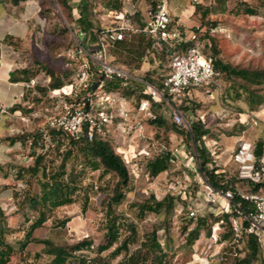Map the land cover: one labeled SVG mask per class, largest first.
I'll return each mask as SVG.
<instances>
[{
  "label": "rangeland",
  "instance_id": "374dc122",
  "mask_svg": "<svg viewBox=\"0 0 264 264\" xmlns=\"http://www.w3.org/2000/svg\"><path fill=\"white\" fill-rule=\"evenodd\" d=\"M36 1L40 24L32 27L27 38L18 43V61L28 71V81L35 79L34 85L40 95H30L21 113L11 115L7 110H0V144L13 137L23 138V142L18 140L13 145L15 148L12 150L17 154L14 160H0V208L4 214V226L6 224L10 230L6 233V240L14 247L8 263L48 264L50 256L44 253V244L39 240L49 239L56 245H71L88 239L92 241L91 247L79 253L94 259L96 264H127L131 257V264H157L162 254L164 257L159 264H217L218 255L207 258V263L205 260L200 261L203 255L201 251L207 244V226L201 228L199 237L192 244L187 243L185 228H191L197 218L190 221L186 216V207L189 201L194 204L201 199V173L194 142L185 131L178 128L189 131L191 121L201 120L209 130L203 137L204 144L215 153L223 151V156L231 154L240 139L264 142V120L254 117L253 113L259 107L264 108V103H257L259 99L264 100V84L249 83L240 77H225L220 74L210 85L193 90L192 97L183 103V107H179L189 122V129L177 126L170 117L162 114L160 116L164 125L158 126L151 121L153 119L137 112L141 97L139 90L142 87L134 78L146 80L145 76L148 74L149 78L159 84L165 72L162 70L165 67L159 64L163 62L166 65L167 57L146 53V37L142 38L139 45V34L134 33L124 41L110 42L105 57L98 58L94 53L97 39L91 41L88 35H83V39H80L82 31L77 18L81 0ZM86 1L87 16L93 24L92 32L98 35L101 31L124 22L118 17L124 10L130 12L127 16L131 25L143 23L147 10L158 2ZM244 3L246 2L243 0H200L196 4L187 0L185 12L181 9H173L172 12L179 14V19L183 22V15L195 5L194 14L188 19L193 28L197 25L207 28L216 45V57L220 61L238 68L264 69V0H251L247 3L253 6L251 8L256 13L244 11ZM203 8L211 9V12L201 16ZM135 11L138 13L133 16ZM205 52L208 53V50ZM98 59L129 73L130 77L126 79V85H123L124 90L120 92L124 101L113 104L112 108L117 110L122 103L129 110L128 123L133 124L139 119L142 124L140 130H129L126 126L123 128L117 118L104 128L101 135L111 141L115 151L120 146L132 154L140 150L149 152V155H137L127 163L130 175L127 187L122 190L124 197L118 204H112V214L117 216L118 238L101 252L97 251L96 246L104 240L108 222L107 204L118 178L114 172L103 171L102 167L93 169L89 165H82V155L70 145L69 137L59 136L61 144H57L45 125L48 115L57 114L70 104L76 107L86 102L85 109L93 114L98 106H108L107 103H101L99 96H92L89 101L86 97L91 79L101 76L97 71L100 67ZM53 80L62 84L56 88L59 89L58 92L50 88ZM63 87H66V93L60 90ZM105 89L110 91L106 86ZM36 132L41 133V137L37 146L31 148L32 135ZM213 140L217 141L215 145ZM71 148L74 151L69 154L68 150ZM33 152L43 155L40 170L45 168L49 174L64 170L66 177L70 171L82 168V188L73 203L54 209L44 225L33 231L32 235L37 241L29 242L21 250L17 242L23 238L29 223L25 218L28 216L32 219L34 213L20 206V202L28 191L33 195L39 193L41 171L38 175H33L27 170H19L20 167L27 168L33 164ZM166 153L167 168L156 176L149 174L147 162ZM234 170L235 165L231 161L225 173L226 179L231 182L235 181L232 177ZM13 192L18 193L17 197L13 196ZM85 195L88 200L83 211ZM151 196L156 200H164L163 206L158 211L140 213L139 204L151 199ZM169 197H173L171 207L168 206ZM221 204H224L223 201ZM203 213L212 220L221 215L217 210L213 211V208H205ZM63 220L66 221L61 224ZM153 236L159 242L160 249L153 248ZM226 238L227 259L223 261L232 264L236 247L242 248L247 240L240 241L239 246H236L230 240V233ZM118 246L121 250L114 255ZM259 250L257 258L251 264H264V248L260 244Z\"/></svg>",
  "mask_w": 264,
  "mask_h": 264
},
{
  "label": "built area",
  "instance_id": "2783aa9c",
  "mask_svg": "<svg viewBox=\"0 0 264 264\" xmlns=\"http://www.w3.org/2000/svg\"><path fill=\"white\" fill-rule=\"evenodd\" d=\"M168 1L158 0L154 8L147 10V17L142 25H131L127 16L130 12L121 11L118 17L124 22L114 28L101 31L95 42L94 53L98 58H103L110 42L129 39L134 33L146 34L151 40V49L154 52L170 50L164 65L167 73L159 84L134 78L142 87L139 90L141 97L136 110L150 119L156 118L157 113L166 115L178 126L189 129L188 120L172 102L180 99L189 100L193 90L210 85L220 73L215 70L211 55L205 52L208 46L207 28L197 25L194 28L184 29L178 18L170 13ZM192 1L196 3L200 0ZM262 28L264 29V22ZM81 34L84 35L83 32ZM99 64L97 71L101 76L91 79L86 97L89 101L90 97L99 96L101 103H107L108 106H104L105 108L98 106L93 114L85 109L86 102L76 107L70 104L65 106L63 111L46 117L45 125L48 129L60 130L67 136L76 138L83 133V128L86 126V135L91 138L94 132L104 133V128L117 118L120 119L123 128L125 126L129 130L142 128L139 119L133 124L128 123L129 110L122 103L117 110L112 108L113 104L120 100L124 101L120 92L105 89V80L114 77L121 80L123 87L126 85V79L130 77L129 73L123 68L111 66L106 61L99 60ZM35 83V79L28 82L29 85ZM61 91L66 93L63 88ZM116 148L126 164L137 155H149L146 150L132 154L120 146ZM210 152L214 154V151ZM231 160L235 165L232 176L235 181L227 180L222 186L215 187L201 174L199 183L201 199L194 204L189 201L186 207V216L195 219L204 217L205 208H213V211L217 210L220 214H229L228 220L221 218L211 225V233L205 239L207 244L202 249L203 255L200 257V261L205 260V263L207 258L216 255L219 256V261L224 259L225 250L222 248L227 245V238L222 236L227 232L230 233L231 242L237 246L240 241L248 240L249 236H253L264 248V146L261 152L256 154L255 143L240 139L237 148L231 154ZM212 166H217L214 158L210 163V167ZM217 167L216 173H226V170ZM235 197H238L239 201H244L245 206L242 207L239 201L235 202ZM221 201L224 204H221Z\"/></svg>",
  "mask_w": 264,
  "mask_h": 264
},
{
  "label": "trees",
  "instance_id": "16d2710c",
  "mask_svg": "<svg viewBox=\"0 0 264 264\" xmlns=\"http://www.w3.org/2000/svg\"><path fill=\"white\" fill-rule=\"evenodd\" d=\"M17 2L18 0H12ZM58 1V0H57ZM199 2H196L198 4ZM155 4L152 6L154 8ZM243 10L251 13H256L251 7L248 6L247 3L243 4ZM88 12V3L86 0H81L80 2V11L79 16L77 18V23L84 33V35H88L91 41L97 39L98 34L92 32L93 24L88 19L87 16ZM211 9L203 8L201 10V16H206ZM138 12H133V16H136ZM140 23L138 25H142ZM100 32V31H99ZM98 32V33H99ZM139 34L138 37V44L142 41V38L146 37L147 40V49L146 53L151 56H167V53L170 50H163L160 52H154L151 49V40L146 34L144 33H137ZM208 37V46L206 51L208 50V54L211 55L213 58V66L215 70H217L221 75H225V77L235 76L240 77L246 80L249 83L254 84H264V69H246V68H238L235 66H230L228 64L223 63L216 57V45L214 44L212 38L207 34ZM83 39V36L80 37ZM124 40H118L121 42ZM163 67L165 64L162 62L159 64ZM165 72L162 74V78L166 75L167 70L162 68ZM147 74L145 79L152 83L157 84L152 78L148 77ZM11 81H18V80H29L28 71L25 68H19L11 71L10 74ZM121 80L117 77L112 79L105 80V86L110 90H117L119 92H123V87L121 86ZM62 84L56 81H52L50 84L51 89H56L61 87ZM250 97H252V93H250ZM186 102V99H180L179 101L174 100L172 104L180 110L179 107ZM258 104L264 103V100L259 99L257 101ZM264 105V104H262ZM183 107V106H182ZM186 108V107H184ZM18 109V105H13L9 108V111H14ZM181 111V110H180ZM154 124L158 126L164 125V120L161 118L160 114L156 116L153 120H151ZM174 123V122H173ZM176 124V123H175ZM177 125V124H176ZM178 126V125H177ZM180 127V126H179ZM178 128V127H177ZM181 131H185V134L189 136V138L194 142L196 157L198 160V169L200 173L209 181L213 186L218 187L222 186L223 182L227 181L225 173L219 172L216 173L215 169H218L217 166L208 167V164L212 161V154L206 147L203 141V137L209 133V130L205 128L201 120L191 121L189 131L183 130L178 128ZM49 135L56 139L57 144L60 143L59 136H67L60 130L49 129ZM41 133L36 132L32 135V140L30 142V147L35 148L38 143V139H40ZM69 137V142L72 147H75L78 153L82 155V165H89L93 169H97L99 167L103 168L105 172H114L117 176V182L115 184V188L111 197L109 198L107 204V215H108V222L106 225V232L104 234V240L97 244L96 249L98 252H101L104 249L110 247L114 242H116L118 238V230H117V216L112 214V204H118L121 199L124 197V193L122 190L127 187L129 181V169L127 168V164L122 160L121 156L115 151L113 144L107 138H104L101 133L94 132L91 138H88L86 135V126L83 128L82 135L74 138ZM22 136H17L10 138L9 141L12 144L14 141H21ZM264 146V142L256 141L255 142V153L259 154ZM41 148L43 145L41 144ZM74 148L68 150V153H72ZM34 162L31 166L27 168L20 167L19 172L27 170L30 174L38 175V172L41 171V176L39 179V186L40 191L38 194L33 195L30 191L26 192L22 200L20 202V206H24V208L33 211L32 219H29L27 216L25 220L29 221L27 228L25 230L24 236L21 240H18V248L23 250L26 245L31 241H37L33 237V231L36 228H39L44 225L46 220L49 218L50 214L56 209L57 207L71 204L76 200V194L82 188V168L79 171H70L66 177H64V170L54 171L52 173H46L45 168L40 170V162L43 158L41 153H34ZM168 162V154L156 156L154 159L149 160L147 162V170L149 174L152 176L158 175L160 172L164 171L167 168ZM18 193L13 192V196L17 197ZM169 204L168 206L171 207L173 197H169ZM88 197L85 195L82 210L86 209ZM164 200H156L153 196L151 199L145 200L141 204H139V212L142 213L144 211H158L163 206ZM235 202L239 201L238 197H235ZM242 207L245 206L244 201H239ZM26 211V210H25ZM24 213L26 214V212ZM4 214L3 210L0 208V264H9V258L12 254L14 247L13 245L6 240V233L9 232L8 226H4ZM229 214L223 213L220 216L216 217L214 220L201 217L197 218L194 222V225L187 230V243L190 245L192 244L198 237L201 228L207 226L206 234L210 235L211 233V225L218 221L219 219L223 218L228 220ZM3 219V220H1ZM190 221L193 218H189ZM66 220L61 221V224H64ZM229 232L223 234V238H226ZM44 244V253L50 256V260L48 264H96L94 259L86 258L85 255L79 253V251L83 249H88L92 245V241L88 239H82L78 242L71 244V245H56L53 244L49 239L39 240ZM153 248L160 249V244L156 241L155 237L151 238ZM125 247L126 243L123 244ZM235 245V244H234ZM237 246V245H236ZM227 246H224L222 250H225ZM121 247L118 246L114 250V255L119 253ZM259 244L255 240L253 236H249L248 240L243 244L242 248L236 247V254L233 255L232 264H251V261L257 258V254L259 253ZM164 257V254L159 256L161 260ZM224 259H227V254H223ZM129 262L127 264H131L132 257L128 259ZM160 260H157V264L160 263ZM223 260L219 261L217 264H228ZM118 264H123V262H119ZM153 264V263H152Z\"/></svg>",
  "mask_w": 264,
  "mask_h": 264
},
{
  "label": "crops",
  "instance_id": "0c3cea01",
  "mask_svg": "<svg viewBox=\"0 0 264 264\" xmlns=\"http://www.w3.org/2000/svg\"><path fill=\"white\" fill-rule=\"evenodd\" d=\"M243 1L248 4L251 2V0ZM186 2L187 0H185V2H183V0L168 1V9L170 13L178 18L184 29L193 28V24L190 23L188 18L194 14L195 5L190 7L189 12L183 15V18L185 19L183 22L179 19V14L172 12V10L181 9V11L185 12L187 6ZM248 6L253 7L250 5ZM257 16L259 17L260 15ZM39 22L40 15L37 9L36 0H18L17 2L12 0H0V110L4 112L7 110V113L11 115L13 113L22 112L30 95H40L36 86L29 85L28 80L11 81L10 79L11 71L23 67L18 61V43L25 40L32 32L31 28L40 24ZM13 105H18V109L9 111V108ZM253 113L254 117L264 120V108L259 107V109L253 111ZM212 142L213 145L217 143L215 140ZM16 143L17 142L14 141L11 144L10 141L7 140L0 144V160H14L17 154L13 152L12 148H15L13 145H16ZM208 149L214 151L210 147ZM222 152L223 151L215 153L214 151L212 157L215 159L216 165L219 166L220 170L224 169L227 171L228 165L232 161V153H227L226 156H223L221 155Z\"/></svg>",
  "mask_w": 264,
  "mask_h": 264
},
{
  "label": "bare ground",
  "instance_id": "6f19581e",
  "mask_svg": "<svg viewBox=\"0 0 264 264\" xmlns=\"http://www.w3.org/2000/svg\"><path fill=\"white\" fill-rule=\"evenodd\" d=\"M55 90H56V92H58L59 89H55ZM60 90H61V89H60ZM63 90L66 91V87H63Z\"/></svg>",
  "mask_w": 264,
  "mask_h": 264
}]
</instances>
